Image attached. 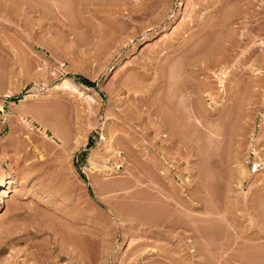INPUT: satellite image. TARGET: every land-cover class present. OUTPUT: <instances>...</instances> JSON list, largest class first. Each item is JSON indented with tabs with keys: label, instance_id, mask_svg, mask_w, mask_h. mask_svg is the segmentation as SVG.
Returning a JSON list of instances; mask_svg holds the SVG:
<instances>
[{
	"label": "rangeland",
	"instance_id": "obj_1",
	"mask_svg": "<svg viewBox=\"0 0 264 264\" xmlns=\"http://www.w3.org/2000/svg\"><path fill=\"white\" fill-rule=\"evenodd\" d=\"M169 68L177 86L208 90L192 96L206 116L233 110L231 148L219 137L202 162L216 185L245 166L231 192L244 215L243 195L264 179V0H0V174L13 182L0 205V264H211L188 230L169 226L174 186L192 200L201 161L187 164L156 117L174 99ZM65 79L74 89L56 90ZM117 141L122 160L107 148ZM120 182L129 188H104ZM123 205L153 208L158 224L124 217Z\"/></svg>",
	"mask_w": 264,
	"mask_h": 264
},
{
	"label": "bare ground",
	"instance_id": "obj_2",
	"mask_svg": "<svg viewBox=\"0 0 264 264\" xmlns=\"http://www.w3.org/2000/svg\"><path fill=\"white\" fill-rule=\"evenodd\" d=\"M182 5L184 6L183 3H182ZM184 13H185L184 11H181V13L178 16L184 15ZM162 31H159V32L155 31L150 36H144L141 43L144 44L147 41L151 40L152 38H156L157 36H159L162 33ZM219 36L216 35V38L215 37H214V39L212 38L213 39L212 44H216V43H214L215 41L218 40L217 42H219V40H221V38H220L221 36L220 37ZM209 37H211V35ZM208 40L209 39H207L206 41H208ZM217 45L218 44H216L214 48H216ZM211 47H212L211 50L213 52L214 48H213V46H211ZM216 49H219V48H216ZM173 67L171 66L172 69H173ZM169 71L171 72V73L169 72L171 77L168 74L169 75L168 77L170 78L171 85L168 82L169 79L167 80V82H168L167 84H169V86L170 87L172 86V87L170 90L167 89V91H168L167 94L171 93L169 95H172V97H174V99H173L174 102L172 100L169 101L165 98L164 101L165 102L167 101V102L166 103L163 102V103H165L164 106L162 105L163 103L160 104V108H158V110H157L156 117L158 119H160V122H162L164 126L167 127L166 130H168L171 134L174 135V142L176 141L179 144H181V145H178V143H177L178 147H180V146L184 147V151H183V149L182 150L180 149V150L182 151L183 154L186 155V156L184 155L186 157V162H188L187 158H189V157H192V159L194 157H198L201 160V161L199 160L201 163L202 159L204 160V158L206 156L207 157L211 156L208 153L209 151L207 152L204 150L205 149L207 150V147H211L208 145L209 142L210 143L216 142V141L220 142V140H216L219 137L222 138V139L219 138L221 140H226L227 145L230 147V143L233 141L234 137L236 136V132L238 130V127L237 128L235 127V121L237 123V120L233 121V119H236L235 117H233L234 115L232 116L233 118L231 119V113L230 112L233 113V110L224 113L225 115L224 114L222 115L219 112V114H221V116L216 113V111H218V110H216L214 115H212L213 113L209 115V113L207 112L208 116H206L207 114L204 113L206 111L203 110V108L201 109V106H199L198 103H195L196 98H195V101L192 98V96L194 97L195 94L197 93L196 89L198 87H195L196 89H194L193 87L191 88V87L186 85V88H185L184 84H182L181 87L179 86L180 84L177 86V84H176L177 81L175 82L176 79L174 80L175 83L172 82V80H171V78L174 79L173 77L175 75L173 76V74H174L173 71H175V69L172 71L169 68ZM224 73L225 72L222 73V71H221L222 75ZM232 81L233 80H231V83H232ZM220 82H222V80ZM61 83H62L61 85L59 84L58 86L55 87L56 90H60V88H62V89L68 88L69 90L74 89L73 85L71 86V84L67 81V79H65ZM167 87H168V85H167ZM203 88H201L200 92H199V89L197 90L199 94L205 93V91L207 90L206 88H204L206 90L203 92L202 91ZM226 92L227 91H225V93H224L225 95L223 97L221 96L222 100L223 99L224 100L229 99L227 94L230 93L231 91L229 90L227 94H226ZM198 93L196 94L197 96H198ZM207 93L208 92H206V94ZM207 95H210V94L208 93ZM34 96H36V94ZM31 97H33L32 94L27 95V97H25V98H31ZM165 97H166V95H165ZM168 97L169 96H167V98ZM168 99H170V97ZM171 101L173 103L170 104ZM159 102L161 103V100ZM172 104L174 106H172ZM223 105H221L220 107H223ZM191 119H193L194 122H192ZM228 120L230 122H232V124H234V125H232V126L229 125L230 128L228 127V129H227V127H226V129H225L224 125L226 122V124L228 126V123H227ZM194 123H195V125H194ZM222 127H224V130H226V131H224L225 133H223ZM214 137H216V138H214ZM213 138L215 139L214 141H212ZM115 143L113 144V142H112V143L108 144L107 148L111 149L113 152L115 151L116 156L120 157V159L122 160V156H121L122 153L121 152H122V150L124 152V147L119 142L116 144ZM203 146L205 148H203ZM231 146H232V143H231ZM206 152L209 155H206ZM232 154H233L232 150L229 149L228 150L229 161H230V158L233 156ZM204 155H205V157H204ZM207 157H206L205 161L209 160V159H207ZM209 161H208V163H209ZM200 163L197 166L195 164V168L192 166L194 169H192V168L191 169L193 170L194 174L191 173L192 175H190V173H189V177H188L189 179L191 178V180H188V182L190 181L189 184L191 183V181L196 184V188H197V190L195 189L196 192L193 191L194 187L192 188L193 192H191V190H189V192H188V190H187V195H190V196H191L190 193H192V195H193V193L195 192V194H194L195 196L193 195L194 197L193 198L191 197V199L192 200L194 199V201L196 202V206L191 204V202H193V201L190 200L189 197L186 200V199H184L185 197L183 198L180 194L176 193V191H175L176 186H174L175 187L174 188V217H172V219L170 220L169 226L173 227V221H174V229L175 228H181L182 230L185 229V230L189 231L187 233H189V235H190L188 237L191 238L190 239L191 240L190 245H192V247L196 248L195 250H197V252H199L198 250L200 248L203 249V255H202L203 259H201L203 263L210 262L212 264V262H213L215 264L216 262H219V261H221L222 263L227 261V262H229L227 264H237V263L238 264H264V179L261 181L260 184H256L254 186V188L249 190V191H251L250 194L246 193L247 195L246 194L243 195V196H245V197H243L244 198V200H243L244 215H242V214L237 215L236 209H234V206H233V200H232L231 192L233 191L232 186L234 183L236 186H238V185L242 184V180L246 179L247 174H246L245 166L240 165L237 162L236 164H237V166H239L237 170H236V166H235V168L233 167V168L227 169L228 173H226V176L224 177L226 181L224 180V178L221 175V177L223 178L222 181L225 182V183L223 182L224 187H223V184H220L221 182H219L222 178H218L220 176H218V177L216 176L219 179L218 180L216 178L217 182H219L218 184H220L222 186L221 188H223V192H222L223 197H222V196H220L221 193H219L222 190L221 189L219 190L218 188L216 189L214 187L216 180L214 181L212 174L209 175V171H210V173L212 172L210 169L212 167H210L209 164L208 163L206 164L204 161L201 164ZM204 163L206 164V167L209 166L210 168L208 167L206 169ZM187 164H192V163L188 162ZM228 166H229V164H228ZM256 167L257 166L254 167V172L257 171ZM92 168H96V167L92 166ZM195 170H196V172H195ZM207 170H208V172H207ZM213 170H214V168H213ZM207 173H208V175H207ZM149 176H150V174H149ZM153 176H155V175L153 174ZM153 176L151 175L148 179L150 181H152L153 184H155V179ZM208 176H211V178L213 180ZM12 183L13 182L9 179L8 175L0 174V205H1V200H3V197H5L7 195V191H8V189H10V186L12 185ZM125 184L126 183L122 184L121 182L119 184L117 183V184H113V185L108 184V185H105L104 188L107 189V191H110L113 187L117 186L118 189H120V190L121 189L127 190L129 188V186L125 185ZM216 184H215V186H217V187L220 186V185H216ZM182 186L186 188V186H184V185H182ZM189 188L190 187H188L187 189H189ZM213 189L217 190L218 193H216L217 191H214ZM142 196H143V194H142ZM144 196L146 198V195H144ZM135 197H134V199H135ZM138 197L140 198L141 196H138ZM138 197H136V200L141 201L142 197H141V200ZM133 202H131V203L134 204ZM136 203H137V201H136ZM132 204H131V206H132ZM135 204L133 205V207L137 205V204L136 205ZM131 206H127V205L124 206L123 205V207H126L128 210L130 208H133ZM139 207H141V205ZM139 207L137 208L138 210H139ZM126 208H124V209L122 208V209L127 210ZM141 208H143V207H141ZM137 209H135V210H137ZM143 209H141V210L144 211ZM149 209L153 210V208H149ZM120 210H121V208L119 210H117V212H119ZM128 210L126 211L127 214H130V211H132V214H130L131 217H130V215H127L126 212H125L126 215L125 214H124L125 216L123 215L124 217L128 216L129 218H132V220H134V219L137 220V218H138L139 222H142L143 224H147L149 226H153V224H156V225L158 224V222L156 221V219L158 218L157 211L154 212L151 210V212L156 213V215L152 214L150 211H149L150 212L149 213L150 215H149L148 211H147L148 208H147L146 209L147 216H146L145 213H141V212L139 213L140 215L139 214L135 215V213L133 215V209H130L129 213H128ZM144 214H145V216H144L145 218L143 217ZM138 215H139V217H138ZM140 216L142 217V220H141ZM129 220H131V219H129ZM247 222H248V224H247ZM68 231L69 230H67L65 232L67 235L66 240H68V242H72V243L74 242V244L80 245V248L82 246V249L85 245H87L86 242L84 241V239L86 240V238L83 237L81 239V237H78L77 234L73 235ZM86 241H88V240H86ZM88 245H89V243H88ZM225 254H227V255H225Z\"/></svg>",
	"mask_w": 264,
	"mask_h": 264
}]
</instances>
